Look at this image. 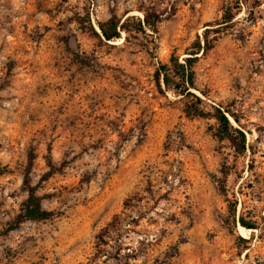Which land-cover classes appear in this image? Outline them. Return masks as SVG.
Wrapping results in <instances>:
<instances>
[{"label": "rangeland", "instance_id": "rangeland-1", "mask_svg": "<svg viewBox=\"0 0 264 264\" xmlns=\"http://www.w3.org/2000/svg\"><path fill=\"white\" fill-rule=\"evenodd\" d=\"M145 14L155 32L108 42L77 21ZM205 28L191 91L238 118L227 113L244 152L156 78ZM5 78L0 231L19 216L26 171L53 215L1 234L0 264H264V0H0ZM48 160L59 169L42 179ZM229 201L257 228L242 234Z\"/></svg>", "mask_w": 264, "mask_h": 264}, {"label": "trees", "instance_id": "trees-1", "mask_svg": "<svg viewBox=\"0 0 264 264\" xmlns=\"http://www.w3.org/2000/svg\"><path fill=\"white\" fill-rule=\"evenodd\" d=\"M86 19V20H85ZM133 16L126 17L121 21V18L115 15L110 16L108 19L102 22H98L97 28L91 24L88 16H78L77 21L79 26L83 31H87L92 37L98 39L99 41H113L115 38L121 37V32L125 33L124 39H127L128 32L134 31L135 33H146V27H149L156 31L155 23L151 24L148 20V16L145 14L143 18H136L133 21ZM232 17H228L231 20ZM87 23L86 26H84ZM208 28L204 29L202 39L197 42L196 49L194 52L188 53L184 57L183 62H179L177 58L171 57L169 59L170 66L166 63L159 64L156 69V78L159 79L160 74L162 75V81L165 87H171L179 95L182 96L184 100L183 112L188 117H200L208 118L211 117L215 120L216 136L220 139H228L233 143V147L236 152H244L247 146L246 134L244 130L239 126H233L230 122V118L227 113H229L235 122H238V118L230 112V110L225 109L221 105H214L213 110H205L201 105V98L191 91L194 88V70L193 65L197 60V53L199 51H206L212 47L211 42L208 40ZM8 85V79L5 78L0 82V91L3 90ZM49 169L42 175V179L48 178L52 173L57 171L59 167H56L51 160L47 161ZM23 184L26 188V198L22 202V207L19 216L15 221L10 224L4 232L0 231V235L6 231L12 230L17 227L20 223L26 220L38 221L46 220L52 217L53 212L47 210L42 205V200L46 198L47 194L39 195L37 193V184L31 185L29 182L28 171L23 174ZM223 195L226 197V193L223 190ZM227 199V198H226ZM228 201V199H227ZM235 201H229L227 206L228 217H231L233 221H237L243 227L249 229L257 228L256 224L248 220L246 221L242 214H237ZM237 215V216H236ZM117 216H113L111 221L107 224L111 233L118 231L119 222L116 221ZM121 225V224H120ZM121 234V233H120ZM243 241H247L246 238H241ZM247 246H245L246 248ZM118 246L115 251H119ZM118 253V252H117Z\"/></svg>", "mask_w": 264, "mask_h": 264}, {"label": "bare ground", "instance_id": "bare-ground-1", "mask_svg": "<svg viewBox=\"0 0 264 264\" xmlns=\"http://www.w3.org/2000/svg\"><path fill=\"white\" fill-rule=\"evenodd\" d=\"M239 230H240V232H241L242 234H244V235H247L248 232H249V229L243 227L242 225H240Z\"/></svg>", "mask_w": 264, "mask_h": 264}, {"label": "water", "instance_id": "water-1", "mask_svg": "<svg viewBox=\"0 0 264 264\" xmlns=\"http://www.w3.org/2000/svg\"><path fill=\"white\" fill-rule=\"evenodd\" d=\"M70 44L72 47H74V38L73 37L70 38Z\"/></svg>", "mask_w": 264, "mask_h": 264}]
</instances>
